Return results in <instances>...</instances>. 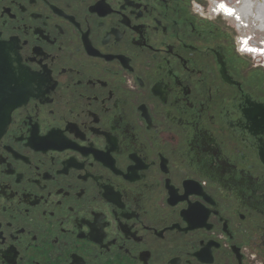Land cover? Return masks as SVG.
I'll use <instances>...</instances> for the list:
<instances>
[{"label": "flooded vegetation", "instance_id": "flooded-vegetation-1", "mask_svg": "<svg viewBox=\"0 0 264 264\" xmlns=\"http://www.w3.org/2000/svg\"><path fill=\"white\" fill-rule=\"evenodd\" d=\"M0 47V264H264V0H0Z\"/></svg>", "mask_w": 264, "mask_h": 264}, {"label": "snow or ice", "instance_id": "snow-or-ice-1", "mask_svg": "<svg viewBox=\"0 0 264 264\" xmlns=\"http://www.w3.org/2000/svg\"><path fill=\"white\" fill-rule=\"evenodd\" d=\"M5 62V51L2 47H0V74H2V70ZM49 87L48 81L42 75H33L31 73L24 74L21 76L17 82L13 85L14 99L18 102L26 101L28 97L34 95L39 92L41 95L43 91ZM4 104V96L2 89H0V108H2ZM249 119L253 121V124L257 123L256 117L254 114L249 115ZM261 126L264 127V114L261 116ZM65 133L63 132H53L48 136V141L52 143H62L64 140ZM209 166H211V161H209ZM236 183L235 179L232 181ZM243 179L240 180V184H243ZM191 205V213H190V221L195 220L201 209L197 205H193L191 201H188Z\"/></svg>", "mask_w": 264, "mask_h": 264}, {"label": "bare ground", "instance_id": "bare-ground-1", "mask_svg": "<svg viewBox=\"0 0 264 264\" xmlns=\"http://www.w3.org/2000/svg\"><path fill=\"white\" fill-rule=\"evenodd\" d=\"M263 58H264V53L262 54Z\"/></svg>", "mask_w": 264, "mask_h": 264}, {"label": "built area", "instance_id": "built-area-1", "mask_svg": "<svg viewBox=\"0 0 264 264\" xmlns=\"http://www.w3.org/2000/svg\"><path fill=\"white\" fill-rule=\"evenodd\" d=\"M253 54V53H252ZM258 58H260V57H258Z\"/></svg>", "mask_w": 264, "mask_h": 264}]
</instances>
